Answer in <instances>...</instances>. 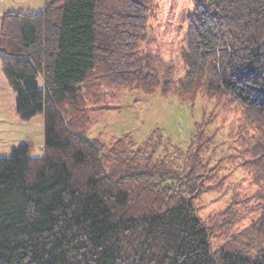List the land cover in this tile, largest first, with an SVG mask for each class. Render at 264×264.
<instances>
[{
    "label": "trees",
    "instance_id": "1",
    "mask_svg": "<svg viewBox=\"0 0 264 264\" xmlns=\"http://www.w3.org/2000/svg\"><path fill=\"white\" fill-rule=\"evenodd\" d=\"M156 1L45 0L0 18L17 113L42 114L45 132L43 157L25 144L0 159V264H264V209L238 234V193L200 215L228 165L264 184V0H194L178 80L144 47ZM123 90L212 108L187 149L157 133L90 139ZM220 117H236L221 151L208 131Z\"/></svg>",
    "mask_w": 264,
    "mask_h": 264
},
{
    "label": "rangeland",
    "instance_id": "2",
    "mask_svg": "<svg viewBox=\"0 0 264 264\" xmlns=\"http://www.w3.org/2000/svg\"><path fill=\"white\" fill-rule=\"evenodd\" d=\"M154 6L145 50L153 55L158 54L166 63L170 62L176 71L175 78L182 79L184 64L180 54L186 47L189 19L195 7L194 0H157ZM44 7L45 0H0V18L9 12L36 13ZM39 81L43 87L42 80ZM16 98L17 95L8 85L0 65V159L11 157L15 149L25 144L31 147L33 158L43 157L44 117L39 114L30 120H23L16 110ZM108 104L113 109L96 114L95 124L89 132L90 139H99L108 144L115 139L130 137L137 144H142L157 133L183 149H187L195 126L203 120L204 107L212 108V105L201 99L191 104L184 103L171 94L157 92L149 96L134 90L118 92L116 99ZM235 118H229L224 123L220 117L210 125L208 131L217 134L213 144L217 150L221 151L229 130L228 125ZM224 155L229 156L232 153ZM221 157L218 154L214 162ZM222 175L227 176L223 187L203 198L202 203L206 207L200 215L205 217L224 210L234 198L233 194L238 193V201L241 203H238L237 213L245 217L237 225L230 227L232 234H238L260 217L264 209V199H260L259 194L264 195V184H256L249 169H234L232 165H228ZM216 242L221 244L222 240L218 239Z\"/></svg>",
    "mask_w": 264,
    "mask_h": 264
}]
</instances>
